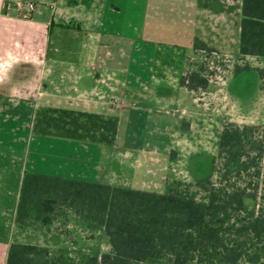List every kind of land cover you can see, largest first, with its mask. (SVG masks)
<instances>
[{
  "label": "crops",
  "instance_id": "0c3cea01",
  "mask_svg": "<svg viewBox=\"0 0 264 264\" xmlns=\"http://www.w3.org/2000/svg\"><path fill=\"white\" fill-rule=\"evenodd\" d=\"M29 2L37 7L25 17ZM242 5L0 0V264L13 242L66 247L63 234L49 231L57 244L42 242L34 240L39 227L18 225L26 171L126 186L125 174L140 165L136 158L155 165L162 146L123 133L125 100L139 95L193 105V90L181 79L196 57L195 39L226 59L264 63L262 56L240 55ZM179 90L191 97H177Z\"/></svg>",
  "mask_w": 264,
  "mask_h": 264
},
{
  "label": "trees",
  "instance_id": "16d2710c",
  "mask_svg": "<svg viewBox=\"0 0 264 264\" xmlns=\"http://www.w3.org/2000/svg\"><path fill=\"white\" fill-rule=\"evenodd\" d=\"M194 49L201 63L189 59L181 79L190 90L209 85L204 56L215 52L198 38ZM240 55L264 57V0H243ZM197 185L204 199L26 171L18 225L50 227L72 210L111 248L75 258L13 242L6 264H264V124L225 122L212 172Z\"/></svg>",
  "mask_w": 264,
  "mask_h": 264
},
{
  "label": "rangeland",
  "instance_id": "374dc122",
  "mask_svg": "<svg viewBox=\"0 0 264 264\" xmlns=\"http://www.w3.org/2000/svg\"><path fill=\"white\" fill-rule=\"evenodd\" d=\"M195 55L190 58L193 64L201 61L200 55ZM229 59H215L214 64L206 61L209 85L192 91L194 107L184 103L186 109H183L166 99L147 101L139 95L125 100L128 108L123 111L128 119L122 125L123 133L150 148L162 146L155 165H149L144 157L135 159L140 165L133 170L129 168L125 174L127 187L161 192L179 189L204 199L206 192L197 181L212 172L225 122L264 124V63L250 62L242 57ZM246 66L250 68L236 72L238 67ZM176 96L191 97V94L179 90ZM35 227L41 232L38 239L32 238L34 240L47 242L51 239L50 242L57 244L53 237H47V232L65 235L66 247H48L63 249L75 258L101 254L111 248L104 231L88 228L72 210L68 217L60 216L50 227ZM35 230L32 228L29 233ZM22 234L23 239L29 237L28 232Z\"/></svg>",
  "mask_w": 264,
  "mask_h": 264
},
{
  "label": "built area",
  "instance_id": "2783aa9c",
  "mask_svg": "<svg viewBox=\"0 0 264 264\" xmlns=\"http://www.w3.org/2000/svg\"><path fill=\"white\" fill-rule=\"evenodd\" d=\"M36 7H37V5H36L35 2H29L28 4H26L25 11H24V16L25 17H29L31 15L32 11L36 9ZM215 59H218V60L224 59V60H226V58L222 57L216 51L213 52V55L211 57L204 56V60H206L208 62L211 61L212 64L215 63ZM211 66H213V65H211Z\"/></svg>",
  "mask_w": 264,
  "mask_h": 264
}]
</instances>
